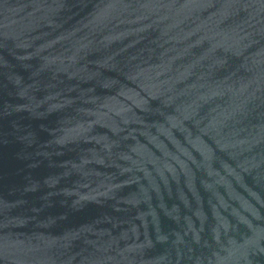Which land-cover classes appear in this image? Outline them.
Here are the masks:
<instances>
[{"label":"water","instance_id":"1","mask_svg":"<svg viewBox=\"0 0 264 264\" xmlns=\"http://www.w3.org/2000/svg\"><path fill=\"white\" fill-rule=\"evenodd\" d=\"M0 264H264V0H0Z\"/></svg>","mask_w":264,"mask_h":264}]
</instances>
